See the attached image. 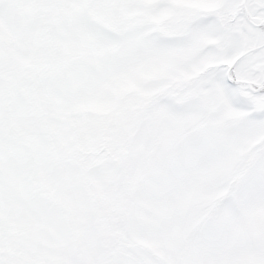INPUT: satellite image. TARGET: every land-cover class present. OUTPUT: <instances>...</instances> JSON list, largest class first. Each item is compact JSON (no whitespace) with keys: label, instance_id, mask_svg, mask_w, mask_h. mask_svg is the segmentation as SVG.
Masks as SVG:
<instances>
[{"label":"snow or ice","instance_id":"obj_1","mask_svg":"<svg viewBox=\"0 0 264 264\" xmlns=\"http://www.w3.org/2000/svg\"><path fill=\"white\" fill-rule=\"evenodd\" d=\"M0 264H264V0H0Z\"/></svg>","mask_w":264,"mask_h":264}]
</instances>
